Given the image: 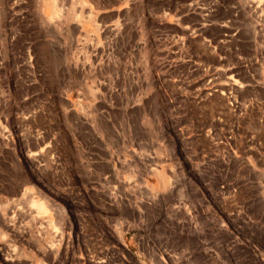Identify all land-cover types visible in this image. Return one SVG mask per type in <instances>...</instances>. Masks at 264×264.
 Here are the masks:
<instances>
[{"label":"rangeland","instance_id":"1","mask_svg":"<svg viewBox=\"0 0 264 264\" xmlns=\"http://www.w3.org/2000/svg\"><path fill=\"white\" fill-rule=\"evenodd\" d=\"M0 264H264V0H0Z\"/></svg>","mask_w":264,"mask_h":264},{"label":"bare ground","instance_id":"2","mask_svg":"<svg viewBox=\"0 0 264 264\" xmlns=\"http://www.w3.org/2000/svg\"><path fill=\"white\" fill-rule=\"evenodd\" d=\"M35 204V203H34ZM41 209V208H40Z\"/></svg>","mask_w":264,"mask_h":264}]
</instances>
